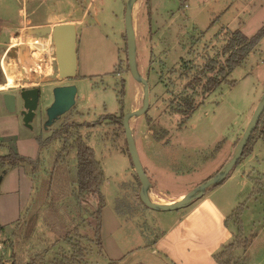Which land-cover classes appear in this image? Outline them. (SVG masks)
Returning a JSON list of instances; mask_svg holds the SVG:
<instances>
[{
    "label": "rangeland",
    "instance_id": "rangeland-1",
    "mask_svg": "<svg viewBox=\"0 0 264 264\" xmlns=\"http://www.w3.org/2000/svg\"><path fill=\"white\" fill-rule=\"evenodd\" d=\"M126 1L0 0V59L5 54L3 62L17 79L15 87L0 91V209L20 218L14 226L4 225L0 233L5 245L0 264L29 262L35 256L40 264L153 260L146 248L177 216L152 211L137 201L140 184L119 123L125 113L140 108L142 99L141 86L132 78L126 58ZM78 19L82 26L77 74L60 81L53 51L50 54V34H33L29 28ZM133 27L137 70L149 86L147 112L130 121L138 156L161 194H187L231 158L259 103L264 91V37L209 94L200 87L184 91L187 82L175 71L184 61L193 65V72L199 70L207 57L223 63L222 51L233 33L250 38L264 28V0H140L133 9ZM31 39L49 47L47 66V55L38 60L23 43ZM36 61L44 66L41 74V69L31 71V66L37 69ZM4 75L0 70L1 86L6 84ZM63 85L76 86L75 105L45 129L52 90ZM35 87L39 88L38 108L28 128L22 124L20 102L10 113L1 105V96L11 92L18 96L19 91ZM184 96L196 106L187 119L174 111ZM63 130L60 140L45 143ZM77 137L93 149L102 168L101 206L91 195L76 198L80 195L74 192L77 150L73 141ZM63 144V161L56 164ZM250 146L227 178L215 186L212 197L226 212L234 245L241 239L235 256L246 264H264V141L256 138ZM11 153L40 158V164L35 170L27 164L11 167L2 160ZM95 211L100 246L88 241L93 239ZM71 237L80 241L86 253L66 263L62 257L72 254L67 241Z\"/></svg>",
    "mask_w": 264,
    "mask_h": 264
},
{
    "label": "water",
    "instance_id": "water-1",
    "mask_svg": "<svg viewBox=\"0 0 264 264\" xmlns=\"http://www.w3.org/2000/svg\"><path fill=\"white\" fill-rule=\"evenodd\" d=\"M140 0H127L124 9V31L126 37V58L129 72L134 81L141 86L142 99L140 108L127 112L122 118V127L124 139L126 142L127 153L133 167L134 173L140 184L138 197L140 202L148 209L156 212H177L189 207L193 202L199 200L207 190L223 182L233 167L240 160L244 148L257 126L261 115L264 112V91L261 95L258 105L256 106L245 130L239 141L237 142L231 158L222 166V168L212 177L208 178L184 197L174 204L166 205L153 202L150 198L151 183L146 175L140 162L130 121L133 118L143 116L149 107V86L147 80L140 75L136 65V40L133 27V9L135 4ZM82 26V20H74L65 23H46L40 29H34L33 34H50L53 44V57L57 70L58 80H68L76 77L77 74V45H78V29ZM77 94L76 86L63 85L56 86L52 90L53 101L45 110L46 121L44 128L51 127L63 115L68 113L75 105ZM2 102L7 112H15L18 101L21 104L20 115L22 116V124L31 128L30 123L36 116L39 102V88L23 89L18 96L12 93H3ZM5 172H3L4 174ZM2 174V175H3ZM2 176H0V181Z\"/></svg>",
    "mask_w": 264,
    "mask_h": 264
},
{
    "label": "trees",
    "instance_id": "trees-1",
    "mask_svg": "<svg viewBox=\"0 0 264 264\" xmlns=\"http://www.w3.org/2000/svg\"><path fill=\"white\" fill-rule=\"evenodd\" d=\"M263 37H264V28L261 31H259L254 37H250V38L244 36L240 32L233 33L232 36L228 39V43L226 44V46L222 51V55L226 56V59L223 61V63H220L217 57H211V58L207 57L204 58V65L199 70L195 69L194 72L192 70L193 65L192 64L190 65V62L184 61L180 69L175 71L176 73H178V77L180 80H185L187 82L186 84H184L183 90L184 91L190 90L193 92L195 89L200 87L203 93L205 94L211 93L221 83L226 81L228 74L247 58L248 54L255 48L259 40ZM125 45H126V37H125ZM190 75L192 76L190 77ZM195 109L196 106L193 105V101L188 100V98L185 97L184 99H182V104L177 105L174 111L178 114H181L182 116H184L185 119H187L195 111ZM122 118L123 116L121 117V120L119 122L121 127H122ZM64 132H65L64 130L62 132H58L52 138H49L48 141L45 143L50 144L51 142H53V140H60L62 138V135L65 134ZM256 138L262 139L264 141V112L261 115L259 122L255 127L253 133L251 134L244 148L241 158L250 150L251 141H253ZM64 144H67V140L65 141ZM64 144L63 147L60 148L59 153H57L56 155L57 158H55L54 161V163L56 164L60 162L59 160L63 161L61 154L62 152L65 151ZM73 144L75 145L77 150V167H76V177H75L76 188L74 192L78 191L80 194L77 195L76 198L78 199L79 197H85L87 195H91L94 199L97 200L98 205L101 206L102 196L100 195L99 189L103 182L102 168L100 164L95 160L93 149L90 148L84 141H82L80 137H77L73 141ZM39 159L40 158H36L35 160H32L29 158L21 157L14 153L9 154L5 158H2L3 162L7 163L11 167H16V166L21 167L23 166V164H27L28 166L29 165L32 166L34 170L40 164ZM50 177L52 176L50 175ZM56 181L57 180L53 181L54 185ZM50 182H51V178L46 183H50ZM137 201L139 206L142 205V203L139 200L138 193H137ZM129 204L133 208V203H129ZM95 213L96 214L94 218H96V223H95L96 225L95 227H93L94 230L93 239H89L88 241L94 242L98 246H100L99 243L100 226L98 221L99 214L97 211H95ZM225 224L228 225V218H226ZM75 234H77V231H75ZM67 241L73 251L68 259H66L67 257L63 256L62 260H66V263L67 262L71 263L72 261H77L78 259L84 257L86 253V249L80 247L79 240H74V238L71 237L70 239H67ZM234 241L235 240L232 241L231 239L229 243L223 245L213 255L216 264H246L244 259L240 260L235 256V251L238 250L242 245L240 244L241 239H240V243H238L237 245H234ZM35 258H37V256L32 258L29 262L28 261L18 262L14 260V264H40V262L38 261L39 258L38 259Z\"/></svg>",
    "mask_w": 264,
    "mask_h": 264
},
{
    "label": "crops",
    "instance_id": "crops-1",
    "mask_svg": "<svg viewBox=\"0 0 264 264\" xmlns=\"http://www.w3.org/2000/svg\"><path fill=\"white\" fill-rule=\"evenodd\" d=\"M46 23L49 22L41 23V27ZM36 28L38 26L29 29ZM1 84L0 82V86ZM1 105L3 106L2 101ZM149 180L150 198L152 195L153 202L169 205L186 194L184 192L166 196L156 189L157 182L153 183L150 178ZM214 189L215 186L207 190L200 201H195L189 206L190 208H186V212L182 210L176 212L177 216L171 225L146 248L153 260L138 261L134 264H216L213 255L231 241L232 231L229 225L225 224L227 218L225 210L212 197ZM8 213L7 210L0 209V228H2L0 233L5 230L4 225L14 226L20 219L17 213L10 217L7 216Z\"/></svg>",
    "mask_w": 264,
    "mask_h": 264
},
{
    "label": "bare ground",
    "instance_id": "bare-ground-1",
    "mask_svg": "<svg viewBox=\"0 0 264 264\" xmlns=\"http://www.w3.org/2000/svg\"><path fill=\"white\" fill-rule=\"evenodd\" d=\"M29 43H30V47L32 48L33 55L38 60H43V58H45L46 55L48 57V55H49L48 54V48L49 47L44 46L41 42H39L38 40H35V39L34 40L31 39V41ZM52 51H53V47H50V54L52 53ZM47 57H46V59H47ZM35 64H36L37 69H34L31 66V71H34V72L36 71V73H38V70L41 69V71L39 70V74L43 73L45 65L42 67V64L39 65L38 61H36ZM2 68H3V72L6 74V84L0 86V91H7L8 89H11V87H13V86L15 87L17 79H16V75L10 69V66H7V65H5L4 62H2ZM177 201H175V202H177ZM174 203H172V204H174Z\"/></svg>",
    "mask_w": 264,
    "mask_h": 264
},
{
    "label": "built area",
    "instance_id": "built-area-1",
    "mask_svg": "<svg viewBox=\"0 0 264 264\" xmlns=\"http://www.w3.org/2000/svg\"><path fill=\"white\" fill-rule=\"evenodd\" d=\"M26 44V46H28V48L31 50V47H30V43L29 42H23ZM17 44H15L14 46L10 45V47H15ZM50 55L47 57L46 61L44 62L45 66H47V62L49 61ZM5 59V54L2 56V58L0 59V70H1V73L2 75L5 77L4 75V72H3V68H2V62L4 61ZM7 66H9V64H6ZM4 249H5V245L3 244V242H0V253H3L4 252Z\"/></svg>",
    "mask_w": 264,
    "mask_h": 264
},
{
    "label": "flooded vegetation",
    "instance_id": "flooded-vegetation-1",
    "mask_svg": "<svg viewBox=\"0 0 264 264\" xmlns=\"http://www.w3.org/2000/svg\"><path fill=\"white\" fill-rule=\"evenodd\" d=\"M36 29H37V28H36ZM32 30H34V29H32ZM32 30H31V31H32ZM10 92H11V91H10ZM19 92H20V91H19ZM19 92H18V93H19ZM11 93H12V92H11ZM12 94H14V93H12ZM15 95H16V94H15ZM16 96H17V95H16Z\"/></svg>",
    "mask_w": 264,
    "mask_h": 264
}]
</instances>
